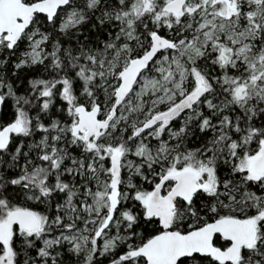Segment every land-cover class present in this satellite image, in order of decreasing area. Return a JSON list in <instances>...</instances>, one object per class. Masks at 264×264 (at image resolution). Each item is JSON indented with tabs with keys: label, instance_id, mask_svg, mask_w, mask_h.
Here are the masks:
<instances>
[{
	"label": "snow or ice",
	"instance_id": "6c2138e0",
	"mask_svg": "<svg viewBox=\"0 0 264 264\" xmlns=\"http://www.w3.org/2000/svg\"><path fill=\"white\" fill-rule=\"evenodd\" d=\"M0 264H264V0H0Z\"/></svg>",
	"mask_w": 264,
	"mask_h": 264
}]
</instances>
